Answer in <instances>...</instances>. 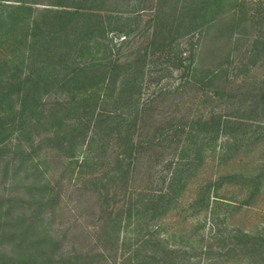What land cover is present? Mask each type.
<instances>
[{"label":"trees","instance_id":"trees-1","mask_svg":"<svg viewBox=\"0 0 264 264\" xmlns=\"http://www.w3.org/2000/svg\"><path fill=\"white\" fill-rule=\"evenodd\" d=\"M145 9L153 11L150 45L162 42L172 47L178 38L198 34L201 53L208 51L216 57L218 47L228 52L227 59L232 56L234 36L245 32L250 11L245 0H0V179L9 177L11 171L18 176L24 170V177L38 180L42 191L50 192L49 165L54 157L62 158L71 180L83 179L96 186L104 220L101 238L123 254L126 248L130 250L120 255L119 264H195L189 251L199 247L211 253L214 249L198 246L192 236L182 237L185 242L172 248L162 235L163 223L155 220L170 209L199 207L197 213L204 212L205 221L212 214L213 224L219 226L217 208L230 204L218 198L217 185L225 179L199 184L191 197L184 196L207 152L223 156L238 138L229 133L221 115L199 117L188 127L179 124L177 129L186 130L188 140H177L175 156L164 159L169 167L165 188H134L141 154L172 133L165 134L168 127L153 129L142 124L141 132L137 131L138 122L150 112L148 104L142 107L134 99L141 89L142 63L134 67L120 58L112 59L108 50L113 40L108 35L131 36L134 25L129 24V15ZM143 60L140 57L137 62ZM189 60L192 65L187 73L193 80L201 77L212 83L218 76L214 70L204 73L196 53ZM122 69L129 72L121 75ZM58 94H64L63 98ZM221 135L227 139L219 142ZM35 159H44L40 161L44 166ZM95 166L108 169L90 172ZM263 178L251 180L255 187H250L249 179L242 180L250 193L241 205L250 204L251 190H260ZM121 194L123 198L117 200L122 202L116 203ZM5 204L0 197V215L7 210ZM41 205L46 204L41 201ZM21 217L10 236L50 247L48 230L38 223L44 222L41 213ZM84 255H69L54 264H78L81 258L95 262L94 256ZM212 261L213 256L209 264ZM0 264L41 263L22 254H0Z\"/></svg>","mask_w":264,"mask_h":264},{"label":"rangeland","instance_id":"rangeland-1","mask_svg":"<svg viewBox=\"0 0 264 264\" xmlns=\"http://www.w3.org/2000/svg\"><path fill=\"white\" fill-rule=\"evenodd\" d=\"M245 1L250 9L249 20L244 34L234 36L229 59L228 52L218 50V47L216 57L208 51L201 53L204 49L199 44L198 34L180 37L176 40V46L172 47L162 42L160 45H150L153 42V11L150 9L129 15V24L134 25L131 36L126 38L114 32L108 35L113 40L108 50L112 59L120 58L121 62L127 61L134 67L142 63L144 75L141 89L139 96L134 99L140 100L142 107L148 104L150 112L146 113V120L138 122L137 131L141 132L139 125L142 124L153 129L168 127L165 134L172 133L168 140H161L162 143L151 151L141 154L132 184L135 189L165 188L169 167H165L164 159L175 156L173 152L177 140L188 138L186 130L177 129L179 124L188 127L199 117L221 115L224 123L229 125V133L238 138V142L231 144L229 152L223 156H217L212 150L207 152L198 172L190 177L184 196L186 199L191 197L199 184L225 179L217 185L218 198L230 204L217 208V213L220 212L219 226L213 224L212 214L205 221L204 212L197 213L199 207L190 211L183 207L179 210L170 209L155 220L163 223L162 228H159L172 248L185 242L182 237L192 236L198 240V246L214 249L211 253H204L199 247L189 251L194 256L195 264H209L211 256V264H264V178L260 190H251L254 196L250 204H240L241 199L250 193L247 192L249 185L242 184V180L249 179L250 187H255L256 182L251 180L258 176L264 177V0ZM194 53L205 74L210 70L218 74L212 83L201 81V77L193 80L188 75L187 70L192 65L189 57ZM140 57L144 62H137ZM223 64L226 67L221 72ZM127 72L122 69L121 75ZM120 84L121 81L117 86ZM135 89L138 91L139 86ZM59 95L62 98L64 96ZM136 95L133 94V97ZM158 136L162 137L161 134ZM242 137L247 138L246 142L242 141ZM226 139L227 136L221 135L219 142ZM41 153H44V149ZM37 160L40 166H44L40 162L44 159ZM49 166L52 173L47 181L52 189L47 193L42 191L38 180L24 177V170L18 176L11 171L9 177L0 179V197L6 202L4 207L7 209L0 215V254L15 257L22 254L29 260L34 257L41 264H54L69 255L87 254L84 256H94L95 262L83 261L81 258L78 264H119L120 255H128L130 250L126 248L123 254L101 238L100 229L104 220L96 186L83 179L71 180L62 158L54 157ZM98 169L107 170L108 167L95 166L89 171ZM118 198L122 199V194L114 200L121 203ZM41 201L46 205H41ZM37 212L44 219V222L38 223H43L42 230L46 228L51 237L48 239L52 242L50 247L44 242L37 245L34 240L31 243L26 238L21 240L10 236L17 230L22 215L26 218ZM231 247L229 254L222 255V251H229ZM37 249H43L44 252L37 253Z\"/></svg>","mask_w":264,"mask_h":264}]
</instances>
